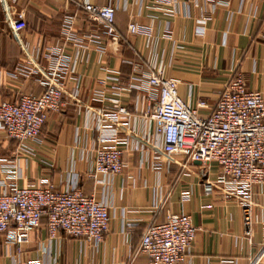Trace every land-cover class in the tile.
<instances>
[{"label":"crops","instance_id":"crops-1","mask_svg":"<svg viewBox=\"0 0 264 264\" xmlns=\"http://www.w3.org/2000/svg\"><path fill=\"white\" fill-rule=\"evenodd\" d=\"M80 2L0 1V103L39 96L56 53L67 63L69 97L48 116L33 154L18 151L0 130V195L14 186L78 188L106 205L109 229L98 245L61 232L51 239L42 218L20 246L5 244L0 234V264H148L141 238L167 213L188 214L196 228L182 264H264V185L249 196L248 237L242 199L218 183L219 169L164 154L145 117L156 95L128 88L132 77L161 73L177 83L188 106L203 102L198 112L207 116L219 92L241 74L264 102V0H109L117 44L101 35ZM66 17L74 18L70 36L62 28ZM130 24L139 32L130 33ZM119 108L128 113L117 126L126 167L114 177L91 178L93 150L113 127L101 114Z\"/></svg>","mask_w":264,"mask_h":264},{"label":"built area","instance_id":"built-area-1","mask_svg":"<svg viewBox=\"0 0 264 264\" xmlns=\"http://www.w3.org/2000/svg\"><path fill=\"white\" fill-rule=\"evenodd\" d=\"M1 1V0H0ZM104 5L81 0L88 18L100 29L101 35L113 44L119 43L115 30V10L109 0ZM73 17L62 21V28L70 36ZM132 34L139 30L130 24ZM55 63L40 80L43 91L39 96L24 95L14 102L0 103V130L16 143L17 150L33 154L41 129L52 113H58L69 97L64 92L67 63L58 53ZM23 73V71H22ZM143 86H145L143 88ZM130 90L152 91V99L145 117L153 124L154 133L161 138L162 151L167 156H179L188 162L214 164L219 169L218 183L225 190L239 196L245 235H251V207L249 196L255 186L264 185V102L258 92L246 88L241 74H235L219 92L216 103L207 116L198 108L188 106L177 92V83L161 73L139 75L129 79ZM77 91L73 97L77 96ZM102 123L111 124L97 141L92 153L96 176L120 175L122 143L118 128L120 116H128L124 108L101 114ZM206 194L211 192L204 185ZM42 218L47 220L49 238L58 232L72 239L98 245L109 229L106 205L95 196L86 197L78 188L58 191L53 185L17 188L0 195V234L5 244L20 246L29 233L36 231ZM196 228L184 213H167L161 224L150 226L140 241V253L148 264H182L194 243ZM223 264H227L224 262Z\"/></svg>","mask_w":264,"mask_h":264}]
</instances>
